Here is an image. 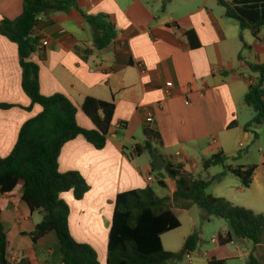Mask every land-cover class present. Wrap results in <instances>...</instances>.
<instances>
[{"label":"crops","instance_id":"obj_1","mask_svg":"<svg viewBox=\"0 0 264 264\" xmlns=\"http://www.w3.org/2000/svg\"><path fill=\"white\" fill-rule=\"evenodd\" d=\"M76 1L79 10L42 17L51 24L35 31L40 40L31 56L39 66L41 93L68 97L77 107L80 126L93 128L81 109L85 98L115 106L103 149H96L83 136H77L65 143L59 153V172L78 171L90 187L80 200L74 198L72 191L60 194L70 207L68 222L74 239L92 246L99 263L107 264L116 195L147 186L153 190L156 182L162 189L159 197L172 196L174 181L163 168L154 174L155 157L146 151L136 153L137 145L142 146L147 139L146 130L159 136V140L152 139V145L162 154L157 156L165 164L181 165L195 178L212 179L223 171L219 165L202 168L203 160L219 151L228 157L226 165L233 168L243 170L254 165L248 187L227 172L213 181L207 192L264 216V151L259 147L261 152L254 155L249 149L264 136V129L259 128L264 122L245 129L253 115L243 119L244 95L257 78L248 64L264 63V27L256 36L250 30L242 33L247 45L243 49L238 24L225 17L224 8L216 0ZM21 11L22 0H0V19H14ZM81 12L109 15L117 32L113 43L97 50L92 29ZM187 31L193 32L197 47L191 46ZM42 40L48 44L42 46ZM0 103L13 104L0 109L1 159L12 150L23 123L41 111L37 104L27 110L30 99L21 87L17 46L2 35ZM149 115L153 118L151 123L146 121ZM233 121L235 125L229 127ZM243 150V155L232 159ZM21 195L22 183L0 194V218L7 231L9 263L58 264L57 235L51 231L32 241L28 234L42 220V213L31 211ZM172 210L180 225L160 238L165 250L178 252L193 231L203 237V211L190 203L172 206ZM215 219L219 227L212 241L216 248H227L218 251L214 258L228 264L229 260L249 258L264 248V240L254 250L253 243L248 244L245 239H235L243 249L235 240L220 244L219 236L224 237L229 228L223 219ZM174 239L180 242L176 251L165 246V242L173 244Z\"/></svg>","mask_w":264,"mask_h":264},{"label":"trees","instance_id":"obj_2","mask_svg":"<svg viewBox=\"0 0 264 264\" xmlns=\"http://www.w3.org/2000/svg\"><path fill=\"white\" fill-rule=\"evenodd\" d=\"M216 2L224 8L225 17L238 24L239 38L242 48L245 49L247 45L242 33L250 30L256 36L264 27V0ZM70 9L79 10L76 0H22V11L18 17L0 19V35L17 46L21 87L30 99L27 110H31L36 104L41 107L38 114L23 123L12 150L0 159V194L14 190L22 183V201L31 211L40 210L42 213V220L28 235L34 242L48 232H55L59 240L58 264H100L97 251L72 236L68 222L70 207L60 197L63 192L72 191L74 198L80 200L88 192L89 184L78 171L59 172L58 157L63 145L77 136H83L96 149H103L115 106L112 102L93 97L85 98L81 109L93 123V128L80 126L76 119L77 107L68 97L62 93H41L39 66L31 60L40 40L35 31L51 24L50 20H43L42 17ZM82 15L92 29L94 47L97 50L113 43L117 32L109 15ZM185 35L191 46H198L192 31L185 32ZM248 66L257 78L250 84L243 98L244 104L253 110V117L245 125V129L264 122V63H249ZM12 106L10 103H0V109ZM235 123L233 121L229 127ZM145 134L147 139L142 146L137 145L136 153L146 151L152 158L162 155L152 145V139L159 140V136L152 130H146ZM240 156L239 152L232 159H238ZM227 160L228 157L222 151L203 160V169L218 165L223 167V171L212 179L195 178L192 173L184 171L181 165L166 162L163 170L175 184L171 197H159L148 186L118 193L108 237L107 264H174L195 251L200 241L197 231L187 236L178 252L165 250L160 238L163 233L180 225L172 206L185 203L201 208L204 220L215 217L226 222L229 231L224 237L219 236L220 244L230 243L234 239H248L254 245L253 250L261 244L264 236L262 214L235 206L224 198L207 192L212 182L227 172L235 174L243 187L250 185L255 166L240 170L226 165ZM159 184L164 185L163 182ZM0 264H10L7 256V231L1 218ZM208 264L226 262L212 257ZM249 264H258L252 253L249 256Z\"/></svg>","mask_w":264,"mask_h":264},{"label":"rangeland","instance_id":"obj_3","mask_svg":"<svg viewBox=\"0 0 264 264\" xmlns=\"http://www.w3.org/2000/svg\"><path fill=\"white\" fill-rule=\"evenodd\" d=\"M243 111H244L243 119H244V116L245 118H247V116L253 115V110L250 107L246 106ZM263 127L264 125H261L259 128L263 130L264 129ZM259 147H261L262 150L264 151V136L263 135L261 139H258L255 143L251 144L249 149L252 150L254 155L256 154L259 155V153L261 152L259 150ZM240 153H242L243 155L244 150L240 151ZM157 173H159V170L155 169L154 174H157ZM153 190L155 194H157L158 196L160 195L159 191H162V189L158 186L156 182L153 183ZM216 221L218 220L213 218L212 222H206V220L201 218V226H203L204 235L202 238H200L197 248L191 254V260L193 264H208L207 263L208 259L215 256L217 252L220 251L221 249L227 248V247L220 248L219 246H217L218 248H216L215 243L212 241V235L215 234V230L219 227ZM222 223L226 225L225 224L226 222L224 220ZM175 233L177 232H174V234ZM263 240H264V236H263ZM235 241L241 249L244 248V246L242 248L241 242H239L238 240H235ZM245 241L248 244H252V242L248 239H245ZM165 246L166 248H172L173 250L176 251L178 250L180 246V242L179 240L174 239L173 244H168L167 242H165ZM260 254H263V256H261ZM253 255H256L255 257L258 259V264H264V248H260L259 251H256ZM174 264H187V259L185 257L182 260H177ZM228 264H249V258L245 257V258L232 259V260H229Z\"/></svg>","mask_w":264,"mask_h":264},{"label":"built area","instance_id":"obj_4","mask_svg":"<svg viewBox=\"0 0 264 264\" xmlns=\"http://www.w3.org/2000/svg\"><path fill=\"white\" fill-rule=\"evenodd\" d=\"M40 44L42 46H46L48 44V42H47V40H42ZM171 85H172V83H167V86H171ZM146 121H147V123H151L153 121V118L149 115L146 117ZM151 180H152V178L149 176L148 181H151ZM185 257L187 259V264H193L191 257H190V254H187Z\"/></svg>","mask_w":264,"mask_h":264},{"label":"water","instance_id":"obj_5","mask_svg":"<svg viewBox=\"0 0 264 264\" xmlns=\"http://www.w3.org/2000/svg\"><path fill=\"white\" fill-rule=\"evenodd\" d=\"M153 162H154V167L157 170H160V169H162L165 166L164 160L161 157H159V156L155 157Z\"/></svg>","mask_w":264,"mask_h":264}]
</instances>
